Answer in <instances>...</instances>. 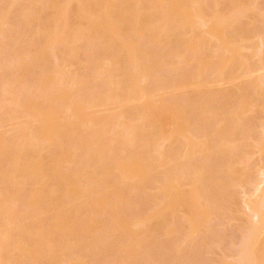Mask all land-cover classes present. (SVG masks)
<instances>
[{"label": "rangeland", "instance_id": "obj_1", "mask_svg": "<svg viewBox=\"0 0 264 264\" xmlns=\"http://www.w3.org/2000/svg\"><path fill=\"white\" fill-rule=\"evenodd\" d=\"M261 170L264 0H0V264H264Z\"/></svg>", "mask_w": 264, "mask_h": 264}, {"label": "bare ground", "instance_id": "obj_2", "mask_svg": "<svg viewBox=\"0 0 264 264\" xmlns=\"http://www.w3.org/2000/svg\"><path fill=\"white\" fill-rule=\"evenodd\" d=\"M199 14H201V13L199 12L198 15H196V16H199L200 18H199V17H198V18L196 17V19H199V21H201V20H200V19H201V16H200ZM194 27H195V26H194ZM144 76H145V72H144L143 77H144ZM146 78H147V77H145V79H146ZM130 130H131V129H130ZM132 130H133V129H132ZM132 130H131L130 132H132ZM128 131H129V130H128ZM130 132H127V134H128V135L130 134L129 137L132 138V137L134 136V134H135V131L133 130L132 133H130ZM127 134H126V135H127ZM125 138H126V137H125ZM198 153H199V152H198ZM200 154H201V153H200ZM193 157H194V156H193ZM261 171H263V170H261ZM203 172H204V171H203ZM263 172H264V171H263ZM263 172H262V174L264 175ZM199 179H200V178H199ZM201 179H202V178H201ZM257 180L260 181L259 179H257ZM257 180H256V182H257ZM263 185H264V178L258 183L257 186L255 185L256 187L254 188V189H255V190H254V191H255L254 193H256V192H260V189L262 188ZM261 191H262V189H261ZM256 194H257V193H256ZM249 203H253V202H250V201H249ZM249 203H248V209H249L250 213H252V215H253V216H252V215H251V216L254 217L255 219H260V220H261V219H262V216L264 215V211H263L264 209H263V207H262V206H264V205H263L264 203L262 202V205L259 207V208H262V209H259V210L262 211V212H260V211L258 210V207H257V206H259L258 204H257V206H256V208H257V209H256L254 206H252V205L249 204ZM254 204H255V203H254ZM255 205H256V204H255ZM262 214H263V215H262ZM261 215H262V216H261ZM262 220H264V216H263V219H262ZM255 221L257 222V220H255ZM256 222H255V223H256ZM260 223H262V222H260ZM253 224H254V223L249 224V225L252 226ZM254 225H255V227H258V226H259L257 223L254 224ZM254 225H253V226H254ZM257 225H258V226H257ZM260 225H262V224H260ZM250 226H248L249 229H247V230H248V231L250 230L252 233L249 231L250 233L248 232L249 234H247V237H248V235H251V236H250L251 238L248 237V238H249V239H248V238L245 237V245H244V246L247 247V249L245 250V248H244V249H243L244 251H243V250L241 251L242 254H243V253H246V254H243V261H242L243 264H244V263H245V264H246V263L249 264V263L252 262V261H250V259H252V258H251V255H250L251 252H252V250H250V247H251L252 245H250V244H252V243H249V242H250L251 240H253L252 238H253V236H254V234H255V233L253 234V232H257V229H256V228H253V229H252V227H250ZM247 230H246V232H247ZM252 230H253V231H252ZM255 230H256V231H255ZM258 230H260V229H258ZM245 236H246V235H245ZM255 237H256V236H255ZM247 239H248L249 241H247ZM248 243H249V244H248ZM247 244L249 245V247L247 246ZM253 245H255V243H253ZM250 251H251V252H250ZM252 254H253V252H252ZM249 255H250V257L248 258ZM247 259H248V260H247ZM244 260H245V261H244ZM248 261H250V262H248Z\"/></svg>", "mask_w": 264, "mask_h": 264}]
</instances>
